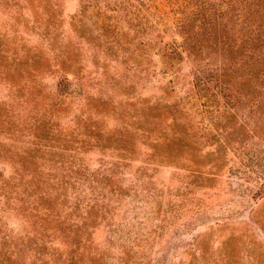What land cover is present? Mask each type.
Instances as JSON below:
<instances>
[{
	"label": "rangeland",
	"instance_id": "obj_1",
	"mask_svg": "<svg viewBox=\"0 0 264 264\" xmlns=\"http://www.w3.org/2000/svg\"><path fill=\"white\" fill-rule=\"evenodd\" d=\"M26 56L55 142L30 165L41 111L0 76V264H264V0H0Z\"/></svg>",
	"mask_w": 264,
	"mask_h": 264
},
{
	"label": "trees",
	"instance_id": "obj_2",
	"mask_svg": "<svg viewBox=\"0 0 264 264\" xmlns=\"http://www.w3.org/2000/svg\"><path fill=\"white\" fill-rule=\"evenodd\" d=\"M235 0H228V2H234ZM195 15V14H194ZM196 16V15H195ZM203 18H205V14L202 15ZM208 19H210V16H207ZM206 18V20H207ZM196 21H201L198 19H195ZM204 23H209L205 20H202ZM18 56V55H17ZM18 60V63H15V61ZM38 61H40L39 59H31V57L26 56V58H18V59H13L11 65H0V76L3 77L4 81L7 83H10V87L14 88V91L16 92H21V91H27V97H26V101L24 102V104H18L21 105V108L24 106V108L26 106H30L32 107L31 109L33 111H36L35 113H38L39 111H41V114L38 117L35 118H31L32 121L30 120L26 125H24V127L21 128V134L23 132L26 133V131H28L30 133V136L32 137V142L31 144L33 145L34 149L33 150H28L29 152H25L27 154V156L31 159V166L36 165L35 160L38 158L41 161L43 160L44 163L48 162L49 159L46 157V151L49 150L48 144L55 142V131L53 129V125L54 122H52L54 117H58V114L56 112L55 106H56V102L54 101L53 98L47 96L46 94H41L39 93V90H37L36 86H26L25 81H27V79H29L31 76H34L35 73H39L41 70L45 69L44 67L46 66L44 63H39ZM1 63V62H0ZM2 66V68H1ZM220 73L216 76L213 75L211 77L213 78H218L219 76H225V77H231L230 74H227L224 69L222 67H219ZM214 79V80H215ZM31 82V81H30ZM199 87V85H198ZM203 91V88L200 89V91ZM15 97V94L12 93V98ZM90 106L92 109H94L96 111V113L100 112V105H96L95 103H90ZM24 108H22L21 110H23ZM14 109L13 107H11L10 109H2L0 107V129L2 130L3 128H5L7 126V124L9 126H12L11 124L13 123L12 118H14L16 115L14 114ZM55 111V112H53ZM18 114V113H17ZM89 119V118H88ZM77 125V123H76ZM86 128V127H85ZM7 131L9 132H5V133H9V134H14L15 130L10 129V127L7 129ZM58 135V134H57ZM98 135H100V140H105L108 141L110 143H118V144H122V140L120 139H116L114 138V133L108 131L105 133L106 138L102 135L101 132H98ZM104 137V138H103ZM72 137L65 138L62 140L63 143H69V142H73L74 140L71 139ZM120 146V145H118ZM122 149H125V147H123V145H121ZM47 147V149H46ZM31 151V152H30ZM38 155V153L40 154L39 156H34ZM26 162V161H25ZM24 161H22V165H26ZM33 162V163H32ZM29 166V164L27 165ZM69 169L73 170L71 167H69ZM77 171H80V169H78ZM31 178L34 177V173H31ZM11 181V182H10ZM10 181H0V188L4 187V189H7L9 191H14L16 190L19 184L15 182L14 179L10 180ZM31 187V186H29ZM31 188H29L28 190H30ZM41 191H44L43 189ZM47 193V192H45Z\"/></svg>",
	"mask_w": 264,
	"mask_h": 264
}]
</instances>
